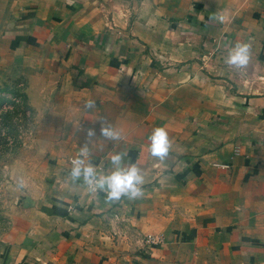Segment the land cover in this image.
Masks as SVG:
<instances>
[{"label":"crops","instance_id":"1","mask_svg":"<svg viewBox=\"0 0 264 264\" xmlns=\"http://www.w3.org/2000/svg\"><path fill=\"white\" fill-rule=\"evenodd\" d=\"M263 22L264 0H0V85L24 79L50 150L0 264H264ZM237 43L246 69L225 63ZM102 119L118 140L99 137ZM93 127L84 166L109 175L121 153L141 197L72 180ZM156 127L172 143L163 162Z\"/></svg>","mask_w":264,"mask_h":264},{"label":"rangeland","instance_id":"2","mask_svg":"<svg viewBox=\"0 0 264 264\" xmlns=\"http://www.w3.org/2000/svg\"><path fill=\"white\" fill-rule=\"evenodd\" d=\"M24 91L20 77L0 85V244L20 200L41 181L44 163L50 159L48 134L39 133L38 119Z\"/></svg>","mask_w":264,"mask_h":264},{"label":"clouds","instance_id":"3","mask_svg":"<svg viewBox=\"0 0 264 264\" xmlns=\"http://www.w3.org/2000/svg\"><path fill=\"white\" fill-rule=\"evenodd\" d=\"M219 21H223L222 16L213 17ZM250 60V45L247 43H237L228 52L225 63L229 67L236 70L246 69ZM95 106L94 101H87L84 105L86 110ZM99 137L105 141L118 140L120 134L115 131L107 120L102 119L100 122ZM98 138L96 129L89 128L86 130L84 143L81 146L80 157L72 161V168L69 172L73 181H79L81 178L85 183L92 184L106 193L107 201H119L122 196H127L129 200H134L143 195L142 184L144 177L141 170L135 164L129 167H122L123 155L121 153L114 154L111 162L115 170L104 176H97L96 170L91 163L84 166L81 156L87 151L89 144ZM149 151L152 157L159 161H166L170 156L172 143L169 139L168 132L164 127H156L150 135ZM22 186V182H21Z\"/></svg>","mask_w":264,"mask_h":264},{"label":"built area","instance_id":"4","mask_svg":"<svg viewBox=\"0 0 264 264\" xmlns=\"http://www.w3.org/2000/svg\"><path fill=\"white\" fill-rule=\"evenodd\" d=\"M263 30H264V22H263ZM69 163L72 164L73 159H68ZM215 166L219 167V168H226L227 164L224 163H215ZM86 190L91 194H93L94 191L97 190V188L95 187V182H93L92 184H88L86 183ZM144 240L148 243H152V244H156V243H160L162 241V237H160L159 235H150L147 234L144 237Z\"/></svg>","mask_w":264,"mask_h":264}]
</instances>
